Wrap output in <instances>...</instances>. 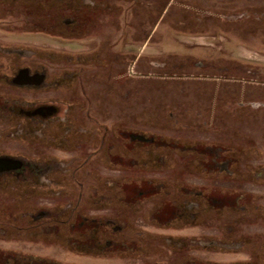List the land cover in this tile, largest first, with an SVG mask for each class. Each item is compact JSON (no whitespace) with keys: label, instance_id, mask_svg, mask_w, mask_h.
<instances>
[{"label":"rangeland","instance_id":"1","mask_svg":"<svg viewBox=\"0 0 264 264\" xmlns=\"http://www.w3.org/2000/svg\"><path fill=\"white\" fill-rule=\"evenodd\" d=\"M15 5L0 0V43L29 44V59L64 79L43 97L76 132L59 148L9 145L21 157L8 168L39 171L53 156L55 173L0 193V250L66 264H264V0ZM249 16L260 23L229 31ZM6 58L0 49L2 70ZM201 193L239 199L240 211L195 224ZM82 218L108 224L99 254L78 245Z\"/></svg>","mask_w":264,"mask_h":264},{"label":"flooded vegetation","instance_id":"2","mask_svg":"<svg viewBox=\"0 0 264 264\" xmlns=\"http://www.w3.org/2000/svg\"><path fill=\"white\" fill-rule=\"evenodd\" d=\"M6 1H8L9 6L15 7V3L22 0ZM6 22H8V19ZM29 46L26 43L8 41L4 44L0 43V49L7 56L5 62L6 70L1 69L2 62H0V193L21 190L29 192L33 188L31 183H35L34 176L36 174L38 177L44 178L50 173H55V171L49 169L50 161L56 160L53 156L50 158L43 157V159L46 158L48 160H44V169L39 171L30 169L29 166L26 170L22 171L8 168V166H12V160H15L14 157L20 156L10 149L9 145H11L13 140L18 142L31 141L41 146L59 148L64 142L72 140L76 132L75 125L71 123V120L65 124L54 114L57 113L56 101L54 99L45 100V97H43L45 91H59L61 81L64 79L60 75L48 74L42 61L36 62L34 59H29L32 58L28 57ZM15 52L19 53V56L12 57V54ZM37 56H40L41 59L44 58L39 53ZM12 91L16 93L13 95ZM75 173L74 171L72 174ZM39 182L42 183L41 179ZM93 187L96 188L95 192L102 194L108 193L109 190V185H103L99 189L96 185ZM93 187H89L88 189L90 190ZM115 189L118 194L122 193V187H116ZM88 198L91 199V197ZM118 198L120 197L118 196L116 199ZM182 211L179 212V209H176L174 213L176 215L175 218L179 220L180 218L184 219L185 215ZM60 213H57V216ZM81 221L94 222L100 225V228L108 226V224L95 218H82ZM54 222L56 226L60 225V218L55 219ZM72 231H79L76 229V224ZM56 232L59 234L58 230ZM91 232L89 231L87 234L81 235L82 240L101 242L103 239L101 231L96 230L95 233ZM93 252L94 254H99L101 249L90 251V253ZM107 252L105 251L103 254H108ZM0 264L66 263H60L56 260L27 253L0 250Z\"/></svg>","mask_w":264,"mask_h":264},{"label":"trees","instance_id":"3","mask_svg":"<svg viewBox=\"0 0 264 264\" xmlns=\"http://www.w3.org/2000/svg\"><path fill=\"white\" fill-rule=\"evenodd\" d=\"M260 23L259 21H256L255 19H253V16H249L246 18L245 21L243 22H234V21H227V24H229L230 28L229 31L231 30L234 34H236L238 37L241 38L242 33H239L238 30L241 29V27L246 28V30L249 28V25H252V23ZM138 143H140L139 140H136ZM142 143V142H141ZM154 142L150 143L149 146L153 148ZM196 200L199 203V207L197 209V213L195 214V217L192 219L193 223H198L199 219L201 217H206L210 212H221L222 214H231V213H236L239 212L240 209L238 207V203L237 200L239 199H234V200H224V199H220L218 200V198L215 197H208L206 195V193H201L200 195L196 196ZM225 202L228 203L225 204ZM217 210V211H216ZM175 213V211H174ZM224 214V215H225ZM176 217V215L174 214V218ZM178 217V216H177ZM180 218V217H179ZM87 222V223H86ZM90 224V225H89ZM184 224V223H183ZM91 226V227H89ZM76 228L79 230V232H85L84 230L86 229V231H92L91 233H95L96 230H100V225L94 223V222H89V221H80V223L76 224ZM86 233V232H85ZM84 233V234H85ZM105 245V243H101L98 241H80V243L78 245H80L83 249H85L87 252L90 251H96L100 249V246Z\"/></svg>","mask_w":264,"mask_h":264},{"label":"water","instance_id":"4","mask_svg":"<svg viewBox=\"0 0 264 264\" xmlns=\"http://www.w3.org/2000/svg\"><path fill=\"white\" fill-rule=\"evenodd\" d=\"M133 138H142L143 139V137L142 136H140V135H133Z\"/></svg>","mask_w":264,"mask_h":264}]
</instances>
